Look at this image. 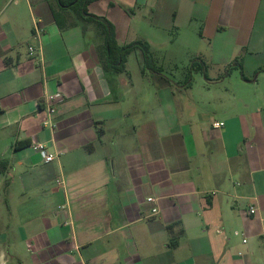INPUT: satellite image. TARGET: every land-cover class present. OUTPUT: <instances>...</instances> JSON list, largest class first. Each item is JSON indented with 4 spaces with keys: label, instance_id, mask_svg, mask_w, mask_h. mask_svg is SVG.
<instances>
[{
    "label": "crops",
    "instance_id": "1",
    "mask_svg": "<svg viewBox=\"0 0 264 264\" xmlns=\"http://www.w3.org/2000/svg\"><path fill=\"white\" fill-rule=\"evenodd\" d=\"M53 9L0 0V264H264V115L246 104L212 117L232 62L247 84L264 76V0L89 6L119 47L148 42L170 78L206 61L211 81L196 73L188 87L186 72L150 83L141 62L134 77L135 53L126 73H106L94 33L66 13L60 28ZM147 82L157 88L144 92ZM48 95L59 100L44 126ZM35 142L59 159L46 164Z\"/></svg>",
    "mask_w": 264,
    "mask_h": 264
},
{
    "label": "trees",
    "instance_id": "2",
    "mask_svg": "<svg viewBox=\"0 0 264 264\" xmlns=\"http://www.w3.org/2000/svg\"><path fill=\"white\" fill-rule=\"evenodd\" d=\"M98 0H56L57 8L60 13L53 9L55 20L58 26L62 29L66 27V20L62 13L73 15L76 21L83 26L84 33L91 30L94 37L101 41L98 46V51L102 63V67L106 73L124 74L126 73L127 57L132 53L140 52L142 55V72H149L156 77H159L165 84L172 85L174 80L165 75L162 67L157 65L152 54L151 46L148 42L139 41L123 47H119L116 41L114 26L105 18L98 17L89 13V6ZM237 63V65H235ZM242 62L236 59L225 69V78L229 77L231 72L240 68L241 75L246 80ZM183 87L192 86L193 77L196 73H201L206 81H211L209 77V65L201 58H198L187 68ZM223 79V77H222ZM22 144L17 145L21 147ZM8 167L7 162L0 159V172H5Z\"/></svg>",
    "mask_w": 264,
    "mask_h": 264
},
{
    "label": "rangeland",
    "instance_id": "3",
    "mask_svg": "<svg viewBox=\"0 0 264 264\" xmlns=\"http://www.w3.org/2000/svg\"><path fill=\"white\" fill-rule=\"evenodd\" d=\"M177 38L178 35L176 33H172L170 35V40L172 42ZM185 42H186L185 39H181L180 42L176 45V48L186 46ZM98 43L100 44L101 41L98 40ZM157 56L159 55L157 54ZM140 62L142 64V55L140 52H135L129 64V68H130L129 71L132 72L134 77L135 76L140 78L142 77L140 73L141 71ZM159 64H160L159 67L161 66L165 67L164 73H166V75L167 73L170 74L171 71L169 70L168 65L165 66L164 64L161 63ZM185 71L186 70L183 67L180 70L174 71V74L177 76L176 79L172 78L174 82H177ZM233 72H234L233 74L232 72L230 74L232 76L229 75L227 81L223 84V86H221L223 88L228 89L229 92L220 93L219 96L217 97L218 98L217 103L219 108L217 110V114L212 116L214 120H223L226 115L238 116V114L242 113V111L244 110L243 107L246 104L249 105L248 115H250V117H252L255 114L264 115V76H262L260 78V81L255 84H247L242 80L239 71H233ZM149 75L150 76L148 80L150 81V83L155 82L152 78H150L152 77L151 73H149ZM221 77L225 78V71H223ZM150 83L147 82V84H145L144 87L142 86L140 88H142L144 92L146 89L151 90L152 88H157L156 85H153L152 87ZM246 110L247 108H245V111ZM246 118L249 120L248 116Z\"/></svg>",
    "mask_w": 264,
    "mask_h": 264
},
{
    "label": "built area",
    "instance_id": "4",
    "mask_svg": "<svg viewBox=\"0 0 264 264\" xmlns=\"http://www.w3.org/2000/svg\"><path fill=\"white\" fill-rule=\"evenodd\" d=\"M39 27L36 26V30L37 32L38 31ZM29 52H30V55L31 56H34L35 53H36V49L34 47H30L29 48ZM59 100V95H48L45 99V106H46V110L49 114V120L44 124V126H51L52 124V117L53 115H55L56 113V104H57V101ZM225 126V123L224 122H214L212 124V127L214 129H222L223 127ZM32 147L33 149L38 152V153H41L45 156L44 158V161L46 164H49V163H53L54 161H56L57 159H59V154L58 153H48L47 152V146L43 143H33L32 144ZM58 182V185L59 186H62L64 187L65 186V181L64 179H60ZM147 202L148 203H156V199L154 198H148L147 199ZM257 212L256 208L255 207H252L249 211V213L251 215H255ZM153 214L154 215H158L159 214V210L158 208H154L153 209Z\"/></svg>",
    "mask_w": 264,
    "mask_h": 264
}]
</instances>
